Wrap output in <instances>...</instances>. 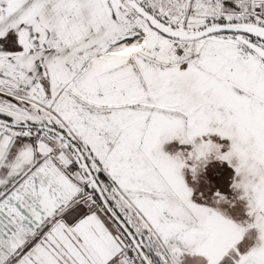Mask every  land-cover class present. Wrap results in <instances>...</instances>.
<instances>
[{
    "label": "snow or ice",
    "instance_id": "1",
    "mask_svg": "<svg viewBox=\"0 0 264 264\" xmlns=\"http://www.w3.org/2000/svg\"><path fill=\"white\" fill-rule=\"evenodd\" d=\"M0 264H264V0H0Z\"/></svg>",
    "mask_w": 264,
    "mask_h": 264
}]
</instances>
